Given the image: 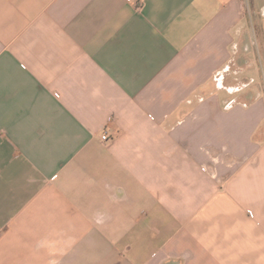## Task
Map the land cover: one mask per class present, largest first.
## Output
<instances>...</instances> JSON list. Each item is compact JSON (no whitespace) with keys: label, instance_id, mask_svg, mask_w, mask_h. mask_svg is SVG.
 <instances>
[{"label":"crops","instance_id":"0c3cea01","mask_svg":"<svg viewBox=\"0 0 264 264\" xmlns=\"http://www.w3.org/2000/svg\"><path fill=\"white\" fill-rule=\"evenodd\" d=\"M0 264H264V0H0Z\"/></svg>","mask_w":264,"mask_h":264},{"label":"built area","instance_id":"2783aa9c","mask_svg":"<svg viewBox=\"0 0 264 264\" xmlns=\"http://www.w3.org/2000/svg\"><path fill=\"white\" fill-rule=\"evenodd\" d=\"M128 1H134L136 3L137 8L141 7L146 2V0H128ZM101 140L106 141L107 136L105 134L102 135Z\"/></svg>","mask_w":264,"mask_h":264}]
</instances>
